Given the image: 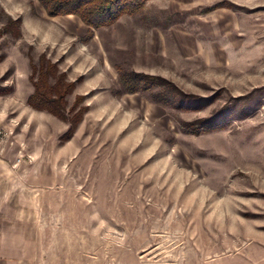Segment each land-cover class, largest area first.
<instances>
[{"label":"rangeland","instance_id":"obj_1","mask_svg":"<svg viewBox=\"0 0 264 264\" xmlns=\"http://www.w3.org/2000/svg\"><path fill=\"white\" fill-rule=\"evenodd\" d=\"M40 69L61 118L27 104ZM5 199L34 264H264V0H151L99 29L0 0Z\"/></svg>","mask_w":264,"mask_h":264},{"label":"trees","instance_id":"obj_2","mask_svg":"<svg viewBox=\"0 0 264 264\" xmlns=\"http://www.w3.org/2000/svg\"><path fill=\"white\" fill-rule=\"evenodd\" d=\"M40 5L51 17L73 15L78 17L91 29H99L114 24L123 15H134L151 0H38ZM41 62V61H40ZM46 69L38 71V80L33 85L34 94L27 104L34 110L46 111L56 117H63L60 108L64 98L57 88V83L50 85L46 82ZM143 77V76H140ZM123 87L130 93L150 89L154 83L145 82V78L123 80ZM72 86L70 85L69 88ZM73 127L69 130L71 133Z\"/></svg>","mask_w":264,"mask_h":264},{"label":"crops","instance_id":"obj_3","mask_svg":"<svg viewBox=\"0 0 264 264\" xmlns=\"http://www.w3.org/2000/svg\"><path fill=\"white\" fill-rule=\"evenodd\" d=\"M0 202V264H34V236L28 227L16 229L13 215L9 214L8 199ZM5 203V204H4ZM172 264H215L199 259L186 250Z\"/></svg>","mask_w":264,"mask_h":264}]
</instances>
